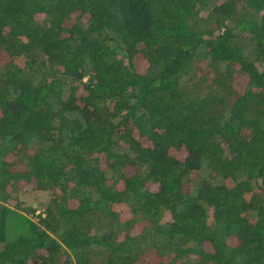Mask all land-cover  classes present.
I'll use <instances>...</instances> for the list:
<instances>
[{
    "label": "trees",
    "instance_id": "1",
    "mask_svg": "<svg viewBox=\"0 0 264 264\" xmlns=\"http://www.w3.org/2000/svg\"><path fill=\"white\" fill-rule=\"evenodd\" d=\"M1 54L0 264H264V0H0Z\"/></svg>",
    "mask_w": 264,
    "mask_h": 264
},
{
    "label": "rangeland",
    "instance_id": "2",
    "mask_svg": "<svg viewBox=\"0 0 264 264\" xmlns=\"http://www.w3.org/2000/svg\"><path fill=\"white\" fill-rule=\"evenodd\" d=\"M38 16V15H36ZM39 17V16H38ZM7 54H1L0 57H6ZM86 77H84L85 79ZM21 183V182H20ZM31 184L23 183L20 188L17 191L16 197L17 200H23L24 203L23 205H31V207H35L34 214L28 213L27 215L29 216L30 220L36 221L37 220V212H40L43 207L45 206L42 202H45V200L49 199L51 197V191L46 189V190H41L39 188H34L30 186ZM20 187V186H19ZM55 191H59L58 188L54 189ZM11 202H9L8 205H10ZM13 204L11 203V206ZM24 214L27 213L25 210H21ZM147 263L153 264V261H147Z\"/></svg>",
    "mask_w": 264,
    "mask_h": 264
},
{
    "label": "clouds",
    "instance_id": "3",
    "mask_svg": "<svg viewBox=\"0 0 264 264\" xmlns=\"http://www.w3.org/2000/svg\"><path fill=\"white\" fill-rule=\"evenodd\" d=\"M227 239H229V238H227ZM232 242H236V238L235 237L231 238V241L229 242V244H233ZM140 260H141L142 264H150V263H147V261H149V260L153 261V264H154V257L152 255L151 250H150V252L148 254L143 256Z\"/></svg>",
    "mask_w": 264,
    "mask_h": 264
}]
</instances>
